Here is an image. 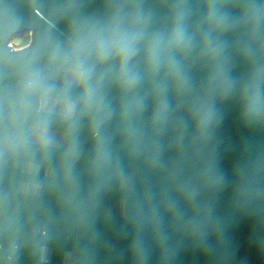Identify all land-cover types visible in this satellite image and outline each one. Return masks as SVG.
<instances>
[{"label":"water","instance_id":"95a60500","mask_svg":"<svg viewBox=\"0 0 264 264\" xmlns=\"http://www.w3.org/2000/svg\"><path fill=\"white\" fill-rule=\"evenodd\" d=\"M0 264H264V0H0Z\"/></svg>","mask_w":264,"mask_h":264},{"label":"flooded vegetation","instance_id":"af4514ba","mask_svg":"<svg viewBox=\"0 0 264 264\" xmlns=\"http://www.w3.org/2000/svg\"><path fill=\"white\" fill-rule=\"evenodd\" d=\"M29 39H30V32L23 31L20 34L14 36L10 44L16 49L23 48L29 43Z\"/></svg>","mask_w":264,"mask_h":264}]
</instances>
